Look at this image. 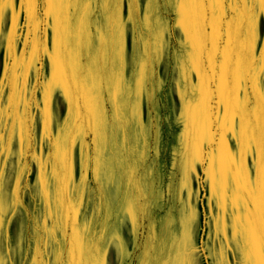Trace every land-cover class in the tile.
<instances>
[{
	"label": "rangeland",
	"instance_id": "obj_1",
	"mask_svg": "<svg viewBox=\"0 0 264 264\" xmlns=\"http://www.w3.org/2000/svg\"><path fill=\"white\" fill-rule=\"evenodd\" d=\"M245 16L238 0H0V264H242L230 75L264 73Z\"/></svg>",
	"mask_w": 264,
	"mask_h": 264
},
{
	"label": "crops",
	"instance_id": "obj_2",
	"mask_svg": "<svg viewBox=\"0 0 264 264\" xmlns=\"http://www.w3.org/2000/svg\"><path fill=\"white\" fill-rule=\"evenodd\" d=\"M230 81L228 243L242 264H264V73L242 65Z\"/></svg>",
	"mask_w": 264,
	"mask_h": 264
},
{
	"label": "snow or ice",
	"instance_id": "obj_3",
	"mask_svg": "<svg viewBox=\"0 0 264 264\" xmlns=\"http://www.w3.org/2000/svg\"><path fill=\"white\" fill-rule=\"evenodd\" d=\"M245 5V38L249 52L253 54L254 60L264 65V35L261 34V21L264 20V0H238Z\"/></svg>",
	"mask_w": 264,
	"mask_h": 264
}]
</instances>
